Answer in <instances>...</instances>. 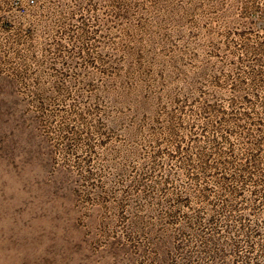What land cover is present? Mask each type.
I'll return each instance as SVG.
<instances>
[{
    "label": "rangeland",
    "instance_id": "rangeland-1",
    "mask_svg": "<svg viewBox=\"0 0 264 264\" xmlns=\"http://www.w3.org/2000/svg\"><path fill=\"white\" fill-rule=\"evenodd\" d=\"M36 1L0 18V264H207L244 164L219 212L264 264V0Z\"/></svg>",
    "mask_w": 264,
    "mask_h": 264
},
{
    "label": "trees",
    "instance_id": "trees-1",
    "mask_svg": "<svg viewBox=\"0 0 264 264\" xmlns=\"http://www.w3.org/2000/svg\"><path fill=\"white\" fill-rule=\"evenodd\" d=\"M255 170H263L261 167L264 164V159L259 155H256L253 160L248 162ZM237 173H230L225 175L223 178H218L217 183V193L218 198L226 196V203L223 204V201H218V204L214 203L217 198H214V201H207L206 206V219H198L197 217L193 218L192 224L197 229L198 234L196 238L202 241V244L206 247V250H211L212 257L210 258L207 264H220L227 259L226 252H229L230 255H234L233 264H259V261L254 262L253 259L246 256L242 257L239 253L238 247V238L243 237L244 234L252 236L256 234V228L250 229L246 226L244 216L237 214L236 217H233L234 220L226 221L221 220V213L219 211L227 210L232 213L233 209L237 211L238 200L243 195V186L239 184L241 178H244L245 173L248 171V166L246 164L238 168ZM207 190H202L203 195H207ZM237 204V205H235ZM246 207L252 209L256 207V202H246ZM220 209V210H219ZM219 212V213H218ZM226 237V241L221 245L219 240L221 237ZM260 243V241L258 242ZM262 257V256H261ZM188 260V259H187ZM226 263V261H225Z\"/></svg>",
    "mask_w": 264,
    "mask_h": 264
},
{
    "label": "built area",
    "instance_id": "built-area-1",
    "mask_svg": "<svg viewBox=\"0 0 264 264\" xmlns=\"http://www.w3.org/2000/svg\"><path fill=\"white\" fill-rule=\"evenodd\" d=\"M37 6L36 0H0V18L4 24L5 18H20L28 16L31 11ZM6 27L10 25L14 27V23L7 22Z\"/></svg>",
    "mask_w": 264,
    "mask_h": 264
}]
</instances>
